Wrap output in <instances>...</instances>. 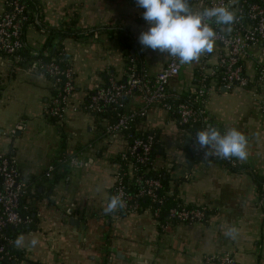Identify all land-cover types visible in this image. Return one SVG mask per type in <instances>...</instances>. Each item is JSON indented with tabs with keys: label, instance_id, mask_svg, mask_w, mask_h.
<instances>
[{
	"label": "crops",
	"instance_id": "obj_1",
	"mask_svg": "<svg viewBox=\"0 0 264 264\" xmlns=\"http://www.w3.org/2000/svg\"><path fill=\"white\" fill-rule=\"evenodd\" d=\"M32 2L36 18L24 29V42L49 53L61 44L76 70V89L62 124L53 122L46 113L53 85L39 71V62L17 63L0 54V156L12 158L21 179L43 193L31 201L33 226L16 235L23 236L25 245H14L12 264H219L206 262L212 255H230L235 264H264V206L258 184V178H264V96L256 82V61L264 60V48H254L244 60L249 86H214L206 102L221 134L237 129L247 137L249 155L246 161L238 160L239 168L210 161L189 169L188 134L165 109H148L147 124L161 130L163 153L156 165L172 166L175 179L186 177L177 187L179 199L210 211L205 221L171 223L162 229L149 212L105 214L115 184L111 158L122 150L123 138L100 139L94 117L82 107L90 91L126 79L131 54L119 40L122 30L137 41L150 76L167 64L166 53L139 42L151 27L143 19L144 9L136 0ZM68 29L70 34L50 39V32ZM219 50L215 43L208 54L212 64ZM197 74V62L183 65L169 91H190ZM130 103L140 102L135 98ZM64 154L86 164L69 166L46 196L44 173ZM232 227L238 229L234 240L225 235ZM32 238L39 244L29 249Z\"/></svg>",
	"mask_w": 264,
	"mask_h": 264
},
{
	"label": "built area",
	"instance_id": "obj_2",
	"mask_svg": "<svg viewBox=\"0 0 264 264\" xmlns=\"http://www.w3.org/2000/svg\"><path fill=\"white\" fill-rule=\"evenodd\" d=\"M190 7L193 12H200L204 8L217 6L227 7L236 15V22L233 23L231 31L229 26L210 24L217 33L215 43H218L220 50L217 61L212 64L208 54L201 56L198 63L197 83L190 90L194 94L192 101L179 105V124H187L198 120L206 113V102L214 86L233 89L234 87H247L250 78L246 73L245 59L252 55L254 48H264V0H190ZM145 11V9H144ZM25 4L22 0H1L0 5V54L14 55V61L23 62V57L17 54L23 48L24 39L22 36V22L27 17L24 14ZM203 57V58H202ZM50 76L54 77L53 86H57V93L53 95L48 103L46 113L58 118L62 124L64 112L76 89V70L70 64L61 67L54 59L41 66ZM183 65L177 58L169 56L167 64L155 76H150L148 71L143 73L135 71V67L129 68L126 72V80L118 82L111 80L108 86L99 87L90 98L89 108L95 111H102L107 105H121L124 98L131 96L135 92H140L143 99L142 114H145L150 105L171 96L169 91L170 82L176 78ZM258 86L264 96V60L256 61ZM197 106V107H196ZM172 105L164 104L163 109L170 110ZM202 118V117H201ZM132 115H123L116 123L106 126L109 140L121 139L120 132L129 127ZM204 120H206L204 118ZM132 137V136H131ZM154 135L145 138H134L130 143L123 139L121 153L123 161L128 163L129 170L118 171L115 169L116 195H122L126 201V206L131 210L138 208V197H147L153 203L161 204L162 197L159 195L161 182L156 178L135 176L134 163L152 162L151 151L154 143ZM198 153L203 159L209 160L217 157L205 158V151L197 144ZM232 165L237 161L229 159ZM68 166L78 167L86 164L77 156H70L66 159ZM55 169L52 164L49 166L46 175L50 176ZM129 175L135 177V182L140 188L137 192L130 191L123 183V178ZM0 176L2 179L0 188V263L10 260L9 246L15 245L14 239L6 233L9 226H28L33 219L29 214L20 211V199L28 190L30 184L21 179L15 161L9 156H0ZM260 205L264 206V184L261 190ZM160 208L154 216L158 217ZM208 206L200 205L196 208H189L186 204H178L170 209L169 218L180 222L194 223L204 220ZM169 224H161L162 229H167ZM206 262H218L219 264H235V260L230 255H212L205 258Z\"/></svg>",
	"mask_w": 264,
	"mask_h": 264
},
{
	"label": "trees",
	"instance_id": "obj_3",
	"mask_svg": "<svg viewBox=\"0 0 264 264\" xmlns=\"http://www.w3.org/2000/svg\"><path fill=\"white\" fill-rule=\"evenodd\" d=\"M25 4V16L27 19L22 22V32L24 33V29L32 23L35 18V4L32 2V0H22ZM22 33V36H23ZM70 30H64L59 32H50V39L56 38L60 36H64L65 34H70ZM119 40L122 43L123 48L126 50V52L131 55H129L127 60V71H129V68L134 66L135 71L139 73H143L145 70V66L141 60L140 55L138 54V43L135 40L133 36L129 34L127 30H122L119 34ZM20 56L23 57V62L21 63H29L30 61H38L39 62V71L42 72L52 83L55 81L54 77L50 76L47 72H45L44 69L41 68V66L45 63L50 62L51 60H55L60 64L61 67H67L70 63V58L68 56V52L63 48V46L60 44L56 49H52L49 52L46 50H34L31 49L26 42L23 45V48L17 52ZM4 58L9 57L11 59H14V55H6L5 53L2 54ZM197 77L198 74L194 80V84L197 83ZM124 80H119L118 82H124ZM62 83H58L55 86H52V96L57 93V86H60ZM110 83L108 82L104 86H108ZM251 84V82L248 84V86ZM96 90V89H95ZM95 90L90 91V93L87 96V99L85 100L82 107L89 112L93 117L94 121L96 122V129L99 132V138L100 139H107L108 135L106 132V126L109 124L116 123L123 115H132V119L129 122V127L127 129H124L120 132L123 139L128 140L130 143L134 138H145L150 135H154V143L152 146L151 151V157L152 162L148 163H139L135 162L134 160H131L134 165L133 168L135 169V176H143L148 178H156L161 182L162 187L159 189V195L162 197L163 202L161 204L153 203L150 199L147 197H138V208L135 210H131L128 208L120 209L114 213H112L115 217H125L131 213H137V212H149L153 216L158 208H160L159 216L154 218L157 221V224L161 227V224H171V223H178L180 221L170 219L169 213L170 209L173 207H176L178 204H186L183 202V200L179 199L177 196V187L178 184L184 180V178L175 179L172 177V171L173 167H159L155 163V159L158 155L163 153V144L161 141V130L159 128H152L147 124V118H148V111L145 114H142L143 109V99L142 94L140 92H135L131 96H127L124 98V100L121 102L123 106L121 105H107L102 111H95L93 112L88 104L90 103V98L95 92ZM172 94L171 96L164 98L152 105L150 107H160L163 108L164 104L172 105V108L168 110L169 117L171 119H174L179 124V116H178V108L180 104L188 103L192 101L194 98V94L191 93V91H183V92H170ZM139 99V105L137 106H130V102L135 99ZM50 101V100H49ZM149 107V108H150ZM197 107V106H196ZM50 120L53 122L59 123L58 118L51 116L50 114H47ZM202 117V118H201ZM198 120L194 122H189L187 124H179L182 129L188 134V138L190 141V146L187 147V165L189 169H192V167L196 166L197 164L201 162H210V161H216L220 162L228 167H231L233 170L240 167V163L236 158H232L237 161L236 165H232L230 163L229 159H221V158H211L209 160L203 159L200 154L198 153V150L196 146H192L191 143L197 144L196 140V134L201 131L205 130L209 127H215L214 121L212 116L206 111L205 114H203ZM204 118L206 120H204ZM217 129V128H216ZM132 136V137H131ZM70 157L66 154L62 155L61 157L57 158L56 161L53 162V165L55 166V169L51 172L50 176H47L46 173L43 176V180L41 182H46L47 187L46 189V196L52 194L59 183V181L62 179L63 176L67 174V171L69 169L68 163L66 162V159ZM111 163L114 166L115 169L118 171H127L129 170L128 163L123 161L121 158V153L115 154L111 158ZM124 184L126 188H128L130 191L137 192L140 186H138L135 182V177H131L129 175H126L124 178ZM1 176H0V188H1ZM258 184L260 189H262V186L264 184V178H258ZM43 195L38 188H33V186H29L28 190L24 194V196L20 199V211L23 214H29L33 221L28 226H9L6 229V233L10 235L14 241L16 240V235L20 230L31 228L34 224V217H33V210L31 208V201L33 198H40ZM116 195V187L112 188L111 197ZM189 208H196L198 206L188 205ZM210 211L208 210L206 213V216L203 221L208 219ZM189 223V222H186ZM10 254H12V258L10 260H4L0 264H12L13 259L15 258V247L14 245L9 246Z\"/></svg>",
	"mask_w": 264,
	"mask_h": 264
},
{
	"label": "clouds",
	"instance_id": "obj_4",
	"mask_svg": "<svg viewBox=\"0 0 264 264\" xmlns=\"http://www.w3.org/2000/svg\"><path fill=\"white\" fill-rule=\"evenodd\" d=\"M136 3L145 9L143 19L151 25L148 31L141 33L140 44L177 58L181 65L198 62L201 56L213 52L217 33L211 23L229 26L231 31L230 26L236 22L235 13L224 6L193 12L189 0H136ZM196 140L201 149H207L205 158L246 161L249 155L247 137L237 129L221 134L218 129L209 127L199 131ZM125 206L126 201L118 194L110 197L104 211L111 214ZM225 235L234 240L238 229L229 228ZM14 243L20 247L25 245V240L20 236ZM38 244L39 240L32 238L27 246L31 249Z\"/></svg>",
	"mask_w": 264,
	"mask_h": 264
},
{
	"label": "water",
	"instance_id": "obj_5",
	"mask_svg": "<svg viewBox=\"0 0 264 264\" xmlns=\"http://www.w3.org/2000/svg\"><path fill=\"white\" fill-rule=\"evenodd\" d=\"M190 1V0H189Z\"/></svg>",
	"mask_w": 264,
	"mask_h": 264
}]
</instances>
